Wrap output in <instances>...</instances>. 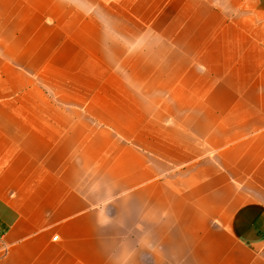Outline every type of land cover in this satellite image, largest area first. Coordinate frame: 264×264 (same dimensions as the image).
<instances>
[{
  "label": "crops",
  "instance_id": "obj_1",
  "mask_svg": "<svg viewBox=\"0 0 264 264\" xmlns=\"http://www.w3.org/2000/svg\"><path fill=\"white\" fill-rule=\"evenodd\" d=\"M0 264H264V0H0Z\"/></svg>",
  "mask_w": 264,
  "mask_h": 264
},
{
  "label": "built area",
  "instance_id": "obj_2",
  "mask_svg": "<svg viewBox=\"0 0 264 264\" xmlns=\"http://www.w3.org/2000/svg\"><path fill=\"white\" fill-rule=\"evenodd\" d=\"M55 239H56V237H55Z\"/></svg>",
  "mask_w": 264,
  "mask_h": 264
}]
</instances>
